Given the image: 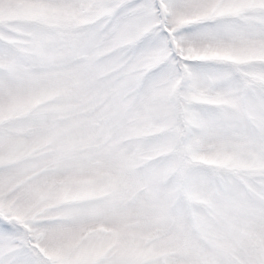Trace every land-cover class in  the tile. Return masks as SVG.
<instances>
[{
    "label": "snow or ice",
    "instance_id": "snow-or-ice-1",
    "mask_svg": "<svg viewBox=\"0 0 264 264\" xmlns=\"http://www.w3.org/2000/svg\"><path fill=\"white\" fill-rule=\"evenodd\" d=\"M0 264H264V0H0Z\"/></svg>",
    "mask_w": 264,
    "mask_h": 264
}]
</instances>
